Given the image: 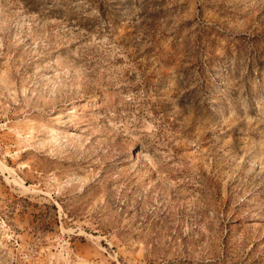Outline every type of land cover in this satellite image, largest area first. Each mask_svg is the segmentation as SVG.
Instances as JSON below:
<instances>
[{
  "label": "rangeland",
  "instance_id": "rangeland-1",
  "mask_svg": "<svg viewBox=\"0 0 264 264\" xmlns=\"http://www.w3.org/2000/svg\"><path fill=\"white\" fill-rule=\"evenodd\" d=\"M0 264H264V0H0Z\"/></svg>",
  "mask_w": 264,
  "mask_h": 264
}]
</instances>
